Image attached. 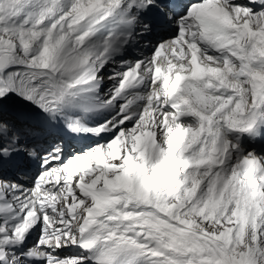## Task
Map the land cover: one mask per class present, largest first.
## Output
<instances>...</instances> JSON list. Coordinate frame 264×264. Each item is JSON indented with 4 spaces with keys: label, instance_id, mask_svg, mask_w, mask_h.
<instances>
[{
    "label": "snow or ice",
    "instance_id": "obj_1",
    "mask_svg": "<svg viewBox=\"0 0 264 264\" xmlns=\"http://www.w3.org/2000/svg\"><path fill=\"white\" fill-rule=\"evenodd\" d=\"M202 2L203 0H127L122 8H128L131 4L128 15L136 18L133 35L138 34L140 40L144 42L156 41L160 43L163 42L169 32L173 34L178 32V22L188 15L194 3ZM27 7H30L28 0H0V35L11 32L19 25L20 20L25 16ZM239 7L247 10L251 19L264 22V0H244V3ZM174 26L176 27L174 28ZM37 83L34 81L26 85L18 72V66L15 64H7L0 68V124L4 125L5 129L10 128L12 133H15V147L13 149H9L6 143L0 142V169L3 170L5 181H7L10 170L24 173L33 163V158L25 151L28 147L26 142L46 141L52 137L64 140L63 137L59 136L56 128V124L61 121V116L57 113H46L37 106L34 99L25 95V90L35 88ZM124 115L127 114L117 116L114 123L118 126L112 130L110 135L105 137L101 134L100 138L110 141L116 137L121 128L132 127L135 120L127 121L123 125L119 124ZM255 135L254 131L253 136ZM10 136L11 134L7 131L3 133V139L8 143H12ZM242 146L249 151L258 146L259 152L264 154V132H261L259 139L251 145L245 139ZM71 147L73 146L70 144L57 142L44 153V156H47L49 152L54 156L62 153L60 160L63 163L73 155L69 151ZM34 148L33 143V151ZM77 152L82 153L83 150L77 149ZM52 166L54 165H48V167ZM7 235L9 242H3L5 233L0 232V264H49V258H53L52 264H68L70 260H73L74 264H97V258L91 250L92 246L82 242L73 245L66 243L60 245L59 248H52L40 244L37 240L31 247H28L11 243V233H7ZM248 248L252 249L251 243H249ZM60 249L78 251L73 257L62 253ZM105 251L106 249L102 248L99 254L104 255ZM130 251L132 249H121L118 246L107 248L110 256L114 253ZM259 252L260 257L257 258L256 264H261V261L264 260V247L260 248ZM40 253H43V259H41ZM99 264H106L105 259H100Z\"/></svg>",
    "mask_w": 264,
    "mask_h": 264
},
{
    "label": "bare ground",
    "instance_id": "obj_2",
    "mask_svg": "<svg viewBox=\"0 0 264 264\" xmlns=\"http://www.w3.org/2000/svg\"><path fill=\"white\" fill-rule=\"evenodd\" d=\"M104 225H106V224H104ZM112 228V227H111Z\"/></svg>",
    "mask_w": 264,
    "mask_h": 264
}]
</instances>
